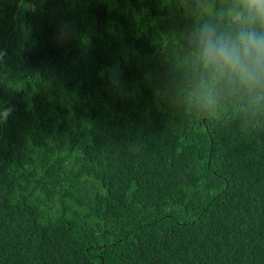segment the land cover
<instances>
[{"label":"trees","instance_id":"1","mask_svg":"<svg viewBox=\"0 0 264 264\" xmlns=\"http://www.w3.org/2000/svg\"><path fill=\"white\" fill-rule=\"evenodd\" d=\"M233 0H0V264H264V101L191 40Z\"/></svg>","mask_w":264,"mask_h":264},{"label":"clouds","instance_id":"2","mask_svg":"<svg viewBox=\"0 0 264 264\" xmlns=\"http://www.w3.org/2000/svg\"><path fill=\"white\" fill-rule=\"evenodd\" d=\"M228 16L227 28L204 23L191 40L201 71L214 85L264 101V0H233ZM7 54L0 48V63ZM14 111L0 105V125Z\"/></svg>","mask_w":264,"mask_h":264}]
</instances>
